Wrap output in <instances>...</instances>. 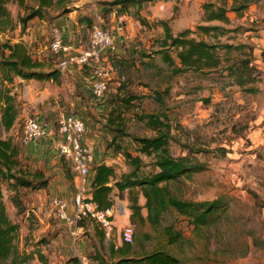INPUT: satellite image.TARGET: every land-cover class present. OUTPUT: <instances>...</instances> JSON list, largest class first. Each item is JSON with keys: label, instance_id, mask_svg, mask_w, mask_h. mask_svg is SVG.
Segmentation results:
<instances>
[{"label": "rangeland", "instance_id": "obj_1", "mask_svg": "<svg viewBox=\"0 0 264 264\" xmlns=\"http://www.w3.org/2000/svg\"><path fill=\"white\" fill-rule=\"evenodd\" d=\"M203 2L156 0L148 6L147 14L150 17L154 15L147 21L148 28L135 29L136 37L122 45L124 52H113L108 56L112 57L108 60L111 80L104 96L93 100L97 115L96 118L90 116L95 126L88 132L86 128L84 139L88 142L90 138L94 139L93 148L98 147L101 157L112 162L118 174L126 173L128 167L120 154L113 155L111 151L106 154L111 136L100 131L108 112L112 107L119 108L127 133L139 138L155 136L139 118L158 115L169 129L171 155L187 156L200 167L192 178L171 183V194L191 203L222 201L223 213L220 212L216 220L199 230H193L188 220L172 208L161 212L158 225L154 226L146 218V209H142L143 223H131L128 219L123 226H134L129 257L140 258L152 251L163 250L181 264H264V19L261 20L264 5L258 4L257 0L242 18L234 17L230 26H224L218 22L206 24L201 21ZM8 9L15 19L18 12L16 4L10 3ZM161 19L168 20L174 35L184 29L195 32L199 25L236 29L228 32L220 42L245 45L243 54L237 52L230 56L250 60L253 68L250 80L239 85L235 78L217 72L202 75L189 71L173 76L160 56L151 54L158 48L155 39L160 37L161 31L153 24ZM29 26L23 30L24 35L31 34ZM6 35L13 37L16 32ZM48 35L51 39L52 33ZM191 37L213 42L197 32ZM0 39H5L4 35L1 34ZM36 58L45 64L59 62L51 52L49 56ZM130 95L136 100L124 105L125 108L120 106L122 103L116 98L126 99ZM22 109L20 107V115L23 116L18 117L13 130L3 133L2 138L12 136L24 147L23 121L35 115L30 107L26 114H22ZM58 112H52L55 121ZM67 113L76 115L74 111ZM120 141L132 147L128 139ZM130 149L132 155H136ZM142 159L145 164L149 163V159ZM2 194L9 219L21 222L22 218L15 214L8 202L9 193L5 187H2ZM126 196L124 193L123 199L117 201L122 202ZM144 201L138 196L140 205ZM122 205L128 208V203ZM124 217H115L116 222ZM167 227H172L173 233L179 235L177 243L168 242L164 230ZM24 233L21 226L19 237L23 239ZM106 241L108 245L121 244L120 232L112 231ZM107 258L110 261L109 256Z\"/></svg>", "mask_w": 264, "mask_h": 264}, {"label": "trees", "instance_id": "obj_2", "mask_svg": "<svg viewBox=\"0 0 264 264\" xmlns=\"http://www.w3.org/2000/svg\"><path fill=\"white\" fill-rule=\"evenodd\" d=\"M155 0H106L102 4L106 7L103 14L108 16L113 8L130 15L143 28H148L144 18L140 16L142 5ZM257 0H204L201 4V21L209 24L213 22L230 26L228 14L235 18H242L244 13L256 3ZM15 3L18 9L15 19L11 15L8 5ZM71 0H0V35L12 33L20 27L23 30L32 21L51 23L53 20L71 12ZM85 25L89 37L91 19L84 16L79 19ZM154 28H161L160 37L155 39L158 46L151 54L158 55L171 69L173 76L186 72H198L202 75L217 72L226 77L235 78L239 85L246 84L253 68L250 60L232 58L231 53L243 54L245 45H231L221 43L220 40L228 30L219 26H197L195 32L212 39L213 42L196 40L191 37L195 32L184 29L175 35L172 33L168 21H157ZM88 41V39H87ZM148 58L147 56H142ZM56 63H47L35 58L27 46L19 41L11 43L9 39H0V264H49V259L41 253L40 247L50 243L52 236L47 234L37 242H29L31 232L35 229L36 219L30 208L31 194L44 190L49 184V177L39 169H31L20 158L21 146L17 140L8 136L2 138L3 133L13 130L20 116V103L14 92L16 80L50 82L54 85L61 83V74ZM124 105H130L136 97L126 99L116 98ZM141 122L155 133L152 138H139L126 131L122 111L119 108L108 112L102 129L111 136L107 143V152L113 155L120 154L128 172L117 173L115 165L100 162L91 168L92 179L89 185V200L99 209H106L114 205L113 198L122 200L126 193L129 220L143 223L145 218L141 214L146 209L147 217L154 226L158 225L161 212L168 208L174 209L177 214L184 216L193 230H199L218 218L222 201L191 203L181 201L169 191V185L182 178H192L200 170L199 165L191 162L187 156H172L169 150L170 137L168 128L158 115H144L139 118ZM128 139L132 147L121 142ZM136 155H132L131 149ZM107 156V155H106ZM149 159L145 164L142 158ZM68 163L61 158V168L68 181ZM2 187L9 193L8 202L19 216L21 222L11 221L7 215L6 205L3 201ZM138 196L145 201L138 203ZM220 213V214H221ZM21 226L27 234L20 242ZM170 244H175L180 237L173 233L172 227L164 229ZM28 248H31L27 250ZM131 244L121 242L116 251H111L109 257L117 253L113 264H181L178 259L163 250H155L140 258L129 257ZM78 264L76 259H69L64 264ZM98 264H107L101 262Z\"/></svg>", "mask_w": 264, "mask_h": 264}, {"label": "crops", "instance_id": "obj_3", "mask_svg": "<svg viewBox=\"0 0 264 264\" xmlns=\"http://www.w3.org/2000/svg\"><path fill=\"white\" fill-rule=\"evenodd\" d=\"M104 1L106 0H71L70 6L74 9L68 14L58 17L51 23L42 21H36V23H34L35 21L30 22L29 28L31 29V34L29 36L21 34L20 27H18L17 30L13 31L16 32V36L10 37L5 34L4 38L9 39L11 43L23 42L31 54L35 58H39L40 56H49V42L46 43V41L50 40L49 32L51 33L52 29H55L58 31L62 43L71 48L70 54L77 55L85 48L88 39L87 36L84 38V33H87V31L85 25L80 23L79 19L87 16L93 23L95 18L99 17L103 26L111 34L116 47L115 53L124 52L122 45H127L129 41H132L136 37L135 29L138 31V29L143 27L130 15L120 11L117 7L113 8L110 14L104 18L103 14L106 10V7L102 4ZM153 3L143 4L140 11V16L144 18L148 25L147 21L152 19L154 15L150 17L146 9ZM257 3L264 5V0H258ZM228 17L232 21L234 14L230 13ZM263 19L264 14H261V20ZM250 20L252 21L253 18H250ZM160 21L168 20L161 19ZM32 26L34 27L32 28ZM161 32L162 30L159 33ZM111 54L106 53L104 55V65L107 67H109L108 60L112 59V57H108ZM61 59L62 57L58 56V61ZM54 67H58V64H54ZM92 81L93 75L88 68L72 65L61 75V83L59 85H54L50 82L18 79L14 85V92L20 103V107L23 108L22 114H26L27 108L30 107L34 110V117L39 122L52 125L55 122L52 112L59 111V116L67 114L68 111H74L75 116L84 121L88 132L95 126V122L91 116L96 118L97 115V109L93 107L94 99L91 96L90 86ZM22 116L20 115L19 117ZM101 132L105 133L103 129ZM58 140V138H54L42 140L38 143H29L21 147L20 150V158L24 164L28 165L31 169L44 171L49 177L47 188L34 193L32 196L30 208L35 216L36 225L35 229L31 232L29 242H37L39 238L47 234L52 236L49 244L40 247L41 253L49 259V264H64L69 259H76L78 264H98L101 262L113 264L117 259V253H115L113 258L109 257L110 261L107 260V256L110 255L111 251H116L121 244L108 245L104 232L97 223L86 220L75 227H70L53 216L52 209L49 206L50 199L59 198L67 201L69 203L68 212H70L72 197L75 194L76 187L80 185V183L78 184L79 178L72 172L69 164H67V168L69 169V176L72 178V182L68 181L64 170L61 168V157L57 151ZM84 141L92 145L95 142L92 138H90V142L86 139ZM94 149L93 166L102 161L107 165L112 164V162H108L101 157L98 147H94ZM106 158L108 157L106 156ZM91 179L92 172L90 171L84 179V189L87 198H89L88 191ZM113 200L115 201L114 206L117 209V214L113 219V231L121 232L124 223L130 216L128 208H125L122 204H127L128 202L126 198L122 202L117 201L115 197ZM123 216H125L124 219L116 222L115 217ZM23 229L25 236L27 231L25 228ZM20 239L22 241L21 237ZM29 249L31 248L27 250Z\"/></svg>", "mask_w": 264, "mask_h": 264}, {"label": "built area", "instance_id": "obj_4", "mask_svg": "<svg viewBox=\"0 0 264 264\" xmlns=\"http://www.w3.org/2000/svg\"><path fill=\"white\" fill-rule=\"evenodd\" d=\"M49 43V51L57 57H62L58 62V69L62 75L72 65L80 68H88L93 75L91 83V96L95 100L101 99L107 91L108 83L111 80L110 69L104 65V55L113 53L116 47L113 43L110 32L96 17L89 31L88 41L85 48L77 55H71V48L62 43L57 30L52 29ZM86 125L82 119L73 113L61 114L52 125L39 122L35 117H27L22 126V143H37L41 140L58 138L57 151L59 156L66 161L72 172L79 178L75 194L71 200L70 212L69 203L59 198H52L49 206L53 216L75 227L83 221L97 223L109 238L114 229L113 219L117 209L113 205L106 209H99L85 195L84 179L91 171L94 162V148L91 143L84 141ZM134 226L123 227L120 232L122 243L131 244L133 241Z\"/></svg>", "mask_w": 264, "mask_h": 264}]
</instances>
